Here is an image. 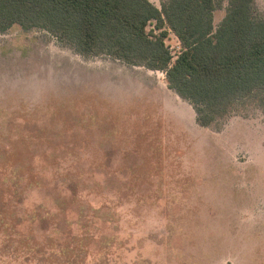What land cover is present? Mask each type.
<instances>
[{"label":"rangeland","instance_id":"obj_1","mask_svg":"<svg viewBox=\"0 0 264 264\" xmlns=\"http://www.w3.org/2000/svg\"><path fill=\"white\" fill-rule=\"evenodd\" d=\"M257 102L203 126L162 70L0 32V264H264Z\"/></svg>","mask_w":264,"mask_h":264},{"label":"trees","instance_id":"obj_2","mask_svg":"<svg viewBox=\"0 0 264 264\" xmlns=\"http://www.w3.org/2000/svg\"><path fill=\"white\" fill-rule=\"evenodd\" d=\"M221 2L0 0V32L15 24L41 28L83 56L162 70L168 86L193 105L198 123L210 126L241 103L264 102V15H257L256 0H229L215 26ZM168 28L184 47L174 61Z\"/></svg>","mask_w":264,"mask_h":264},{"label":"built area","instance_id":"obj_3","mask_svg":"<svg viewBox=\"0 0 264 264\" xmlns=\"http://www.w3.org/2000/svg\"><path fill=\"white\" fill-rule=\"evenodd\" d=\"M154 26V25H153ZM169 29V32H171V35L174 36L173 40L175 41L174 43L172 44H168V37L166 38V43L167 45L169 46L171 52H172V55H173V61L178 58L179 54L182 53L184 47H183V44L181 42V39L179 38V36L170 28ZM157 31V30H156ZM174 44V45H173ZM176 46V49L173 50V47Z\"/></svg>","mask_w":264,"mask_h":264},{"label":"crops","instance_id":"obj_4","mask_svg":"<svg viewBox=\"0 0 264 264\" xmlns=\"http://www.w3.org/2000/svg\"><path fill=\"white\" fill-rule=\"evenodd\" d=\"M153 2V1H152ZM154 3V2H153ZM155 4V3H154ZM157 5V4H156ZM158 6V5H157ZM159 7V6H158Z\"/></svg>","mask_w":264,"mask_h":264}]
</instances>
